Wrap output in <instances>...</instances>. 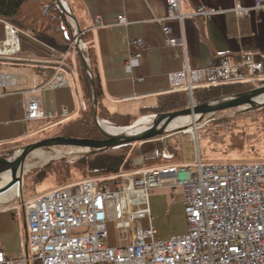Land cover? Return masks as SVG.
<instances>
[{
  "label": "built area",
  "instance_id": "obj_1",
  "mask_svg": "<svg viewBox=\"0 0 264 264\" xmlns=\"http://www.w3.org/2000/svg\"><path fill=\"white\" fill-rule=\"evenodd\" d=\"M165 1L164 21L182 23L186 18H200L205 23L222 13L202 6L184 15L181 0ZM262 10L264 1L256 0L253 8L236 5L233 13L241 19ZM123 21V16L117 17L118 23ZM162 32L167 44H177L166 24ZM5 33L0 56L14 55L20 32L6 25ZM77 39L76 34L73 44L81 52L85 46ZM135 44L143 47L141 40ZM139 60L140 54H135L128 66H136ZM263 74L264 63L244 54L239 65L223 58L206 70H182L173 80L175 88L185 90L189 105H193V90L202 84H254L261 82ZM67 85L63 65L58 64L42 88ZM17 86L15 76L0 73V95ZM46 117L37 98L29 95L25 120ZM201 119L193 120L198 124ZM104 122L100 124L108 125ZM191 137L197 141L192 132ZM55 148H59L54 150L57 159L77 158L88 152L76 147ZM167 182L182 192L187 229L182 235L161 239L151 224L146 198ZM23 209L26 251L8 256L0 244V264H264V162L202 163L198 156L193 164L159 166L106 181L89 179L55 188L27 201ZM109 222L116 225L119 240L122 230L129 236L126 243L109 245ZM135 222L147 225L135 228Z\"/></svg>",
  "mask_w": 264,
  "mask_h": 264
},
{
  "label": "crops",
  "instance_id": "obj_2",
  "mask_svg": "<svg viewBox=\"0 0 264 264\" xmlns=\"http://www.w3.org/2000/svg\"><path fill=\"white\" fill-rule=\"evenodd\" d=\"M255 2L181 0L184 15H191L202 6L222 12L205 23L200 18H186L181 23L164 21L167 15L165 0H72L82 27L89 33L99 76L102 111L123 119L138 118L143 111L156 106L161 95L182 91L175 88L173 80L182 70H206L217 66L223 58L239 65L244 54H251L264 63V10L252 11L241 19L233 13L236 5L253 8ZM118 16H123L124 21L118 23ZM164 24L171 29L170 35L177 41L176 45L166 43L162 32ZM5 27L0 21V43L5 40ZM137 40L143 42L142 48L135 44ZM76 51L74 47L69 55L72 67L64 68L68 85L53 90L42 88L52 75L51 68L58 66L60 55L53 50L20 32L16 53L0 56V73L13 75L18 82L15 89L0 95V148L53 135L60 124L77 118L84 110ZM135 54H140V60L130 68L128 60ZM205 86L202 84L199 88ZM29 95L37 98L46 119L25 120ZM64 110L66 116L62 115ZM181 164L184 163L179 161L178 155L177 165ZM169 185V182L163 184L146 198L151 224L161 239L182 235L187 229L182 192ZM138 197L142 199V195ZM174 203L178 209L172 221L169 213ZM174 219L180 220L177 231L172 229ZM112 225L113 230H117L112 222L106 226L109 245L126 243L129 236L123 230L120 240L117 234L113 241L110 240ZM146 225L145 222L134 223L135 228ZM26 233L24 209L19 213L8 206L1 207L0 244L8 256L26 251Z\"/></svg>",
  "mask_w": 264,
  "mask_h": 264
},
{
  "label": "trees",
  "instance_id": "obj_3",
  "mask_svg": "<svg viewBox=\"0 0 264 264\" xmlns=\"http://www.w3.org/2000/svg\"><path fill=\"white\" fill-rule=\"evenodd\" d=\"M63 1L67 4L69 14L61 9L58 0H0V21L15 28L21 33L28 34L36 42L53 50L58 55H66L65 66L63 65V67L65 70H69V68L72 67L69 55L74 49L73 42L77 34L70 17L76 20L81 32L82 42L85 45L88 44V51H81L87 63L88 71L83 68L76 52L77 72L85 102V109L77 118L60 124L58 130L52 137L93 141L105 140V136L100 132L97 126L96 119H104L109 121L111 125L121 127L132 125L137 118L125 117V119H123L121 116H109L102 111L99 103L101 96L99 76L95 65V56L89 41V33L82 27L78 11L72 4V0ZM53 71L54 68H51L50 73L52 74ZM91 81L93 82L97 99L96 110L93 107V89ZM254 88V85L249 82L213 84L208 87L194 89L193 101L196 105L223 101L241 93L248 92ZM187 106V92L182 90L161 95L158 98L156 106L143 111L141 115L146 113L157 115L168 114L185 110ZM18 144L21 143L11 144L9 146L15 145L14 147H16ZM9 146L0 148V159H7L12 155L11 150H5ZM130 146L131 143H125L104 151H90L76 160L61 159L53 161L52 163L46 164L37 173L42 178L50 176L59 185L63 186L73 181L75 175L95 177L94 179L106 181L121 173L133 170L132 161L130 159ZM224 162H228V160H224Z\"/></svg>",
  "mask_w": 264,
  "mask_h": 264
},
{
  "label": "rangeland",
  "instance_id": "obj_4",
  "mask_svg": "<svg viewBox=\"0 0 264 264\" xmlns=\"http://www.w3.org/2000/svg\"><path fill=\"white\" fill-rule=\"evenodd\" d=\"M80 41L82 42V39ZM84 46L83 52H87L88 44H84ZM58 59V64L65 66L66 55H61ZM262 77L261 82L253 84L255 88L264 85V74ZM189 103L190 99L188 98V105ZM156 115L147 113L139 116L130 126L116 127L110 123L108 125L115 128H130L128 133L135 135L148 130L153 120L150 117H155ZM189 120L192 121V118H188L187 122ZM100 121L101 119H98V122ZM191 132L194 133L195 137L197 135V146L191 137ZM44 136L43 138L40 136L35 142L52 137V135ZM31 143L33 142L21 143L17 145L18 147H14L15 145L7 147L5 150H11L12 155L7 159H0V161L13 158ZM56 149L59 148L40 149L26 158L22 168L17 195L15 197L8 195L4 201H0V208L8 206L21 213L27 201L49 190L63 186L59 185L50 176L45 178L40 177L37 172L46 164L53 161L61 159L76 160L82 155H79L77 158L65 156L57 159L54 152ZM130 149L133 170L121 173L115 177L129 176L135 171L153 167L177 165L178 155L179 161L184 164H193L198 156L202 163H219L224 160H228V162H264V105L249 111L244 108H236L204 116L198 124L196 122L187 128L184 126H171L162 136L156 139L143 143H131ZM19 172L20 169L18 168L17 177L19 176ZM8 176L0 177V188L11 180V176ZM74 177V180L70 182L72 184L95 178L83 177L81 175H75ZM177 209L178 205L174 203L169 213L170 219L175 217ZM174 221L175 225L172 229L177 231L180 228V220L174 219ZM110 234L111 241H113L116 234L118 235V230H113V225L110 229Z\"/></svg>",
  "mask_w": 264,
  "mask_h": 264
},
{
  "label": "water",
  "instance_id": "obj_5",
  "mask_svg": "<svg viewBox=\"0 0 264 264\" xmlns=\"http://www.w3.org/2000/svg\"><path fill=\"white\" fill-rule=\"evenodd\" d=\"M61 9L69 14V10L63 0H58ZM70 20L77 31L78 41L81 40V32L79 30L78 24L73 17H70ZM77 49V46L75 47ZM78 57L83 65V68L88 71V66L84 60L83 55L77 49ZM91 86L93 89V107L96 110L97 99L94 92V85L91 81ZM258 100H261L258 102ZM264 105V86L254 88L248 92L241 93L235 97L225 99L218 102H208L201 105H188L185 110L168 113V114H159L156 115L152 120V125L148 130H145L139 134H131L126 132V134H119L116 136H111L104 132L100 126V122L96 119L97 126L100 132L105 136V140L93 141V140H83V139H73V138H64V137H53L45 140L33 142L30 145H27L21 153L16 154L13 158L8 160L0 161V177L10 175L11 180L0 188V195L8 192L16 184L19 185L21 180V173L24 162L26 158L34 153L37 150L51 148V147H76L81 149H86L90 151H104L112 147H116L125 143H143L153 139H156L163 135L170 127L171 124L179 118H192L201 119L204 116L214 115L219 112L226 110L244 108L246 110L259 108ZM96 114V111H95ZM105 123V122H104ZM196 146L198 145L195 141ZM20 169L19 176L17 177L14 174V171ZM14 174V175H13Z\"/></svg>",
  "mask_w": 264,
  "mask_h": 264
},
{
  "label": "bare ground",
  "instance_id": "obj_6",
  "mask_svg": "<svg viewBox=\"0 0 264 264\" xmlns=\"http://www.w3.org/2000/svg\"><path fill=\"white\" fill-rule=\"evenodd\" d=\"M260 101L261 100H258V102H260ZM195 123H196V121H194V120H192V121L189 120V122H187V119L180 118V119H177L176 121H174L171 124V126H175V127L184 126V127L187 128L190 125L195 124ZM100 126L104 130L105 133H107V134H109L111 136H116V135H119V134H126V132H128L130 130V128H115V127H110L109 125H106V124H100ZM14 174L17 175V171L16 170L14 171ZM10 190L11 191H8V192L0 195V201H4L7 198L8 195H12V197H15L17 195V193H18V185H15Z\"/></svg>",
  "mask_w": 264,
  "mask_h": 264
}]
</instances>
